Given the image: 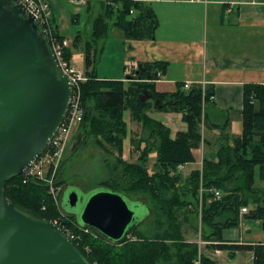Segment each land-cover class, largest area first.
<instances>
[{
  "label": "trees",
  "instance_id": "16d2710c",
  "mask_svg": "<svg viewBox=\"0 0 264 264\" xmlns=\"http://www.w3.org/2000/svg\"><path fill=\"white\" fill-rule=\"evenodd\" d=\"M99 6L100 14L85 45L87 81L82 84L85 116L76 137L85 143L95 137L101 146L116 150L118 157L102 186L122 196L144 195L156 211L153 224L147 225L149 234L139 227L122 245L112 243L94 229L89 228V233L80 231L77 227L83 226L73 215H67L65 222L77 226L80 243L74 241L75 246L93 264H194L199 255L201 264H219L201 252L198 243L185 238L184 218L188 212L199 213L201 199L200 235L205 248L212 253L228 252L231 258L236 252H252L251 264H264V244H230L224 236L226 230L240 226L241 211L249 205L255 208L246 216L261 221L264 230V187L259 185L264 182V85L244 86V108L240 112L242 134L226 138L217 149L216 161L205 160L202 169L184 176L179 167L195 162L193 150L199 149L203 142L201 124L208 125L204 105L215 96L214 87L192 85L186 90L185 84H178L176 92L160 93L156 81L161 78L159 72L165 74L167 68L162 63L140 64L128 76L131 79L128 82L100 79L93 66L99 47L111 31L122 30L127 40H153L159 20L154 10L141 1L100 0ZM53 23L51 33L59 36ZM81 38V34L76 36L74 48H79ZM71 57L67 49L66 59L70 61ZM151 109L182 114L187 130L173 138L168 126L147 115ZM127 111L132 121L142 124L144 131L139 139H132L138 149L145 145L137 162L123 158L124 142L129 135L125 122ZM153 152L156 162L150 170ZM212 188L223 197L216 199L209 191ZM5 195L8 201L49 221L61 216L47 185L38 179L25 181L24 175L16 177L6 183ZM143 204L149 205L152 212L151 204Z\"/></svg>",
  "mask_w": 264,
  "mask_h": 264
},
{
  "label": "crops",
  "instance_id": "0c3cea01",
  "mask_svg": "<svg viewBox=\"0 0 264 264\" xmlns=\"http://www.w3.org/2000/svg\"><path fill=\"white\" fill-rule=\"evenodd\" d=\"M65 1L72 6V12L68 13L63 3ZM99 1L50 0L52 23L54 22L58 35L70 42L68 48L72 54L70 63L84 75L85 63L83 67L81 64L85 59V45L89 39L85 40L81 32V19L83 17L86 20L85 26L89 20H92L93 24L100 14ZM136 1L148 4L157 15L159 26L155 38L144 41L127 40L123 31L119 29L121 33H115L114 37H111L113 39L107 40L109 36L106 44L104 43L110 48L109 51L114 47L121 49V45H125L128 48L125 50V59L126 62L131 60V71L134 73L142 63L165 64L167 67L165 74L160 72L161 78L156 81V90L160 93H174L178 84L214 87L215 96L204 105L203 114L207 116L208 125L206 126L204 122L201 124L203 142L199 149L193 150L195 162L179 167L182 173L190 166L196 167L192 168L190 173H183L184 176H189L192 171L202 169L205 160H217V149L227 137L235 138L242 134L240 112L244 108V86L264 85V0ZM79 34L82 35V43L79 48H74L73 41ZM126 69L128 70V67ZM124 74L125 71L116 78L100 75L99 78L130 81L129 75L125 77ZM147 115L168 126L173 138L178 132L187 130L182 114L149 110ZM131 121V113L127 111L125 122L129 128V135L124 142L123 158L128 162H137L145 145L139 149L131 147L132 139H139L144 131L141 123L132 121L140 126V132L137 138L131 137ZM151 159L149 169L153 170L156 152L152 153ZM258 172L257 168V182ZM259 185L264 187V182H260ZM200 202L202 206L201 199ZM247 209L250 212L253 207L249 205ZM245 215L246 213L241 211L238 228L224 232L226 240L230 241V244H264L262 222L255 219L246 220ZM258 226L263 234L252 237V231ZM232 230L236 232L232 233ZM188 242L197 243L192 240ZM239 253L244 252H236L234 255ZM247 253L251 254L249 263L251 264L253 253Z\"/></svg>",
  "mask_w": 264,
  "mask_h": 264
},
{
  "label": "water",
  "instance_id": "95a60500",
  "mask_svg": "<svg viewBox=\"0 0 264 264\" xmlns=\"http://www.w3.org/2000/svg\"><path fill=\"white\" fill-rule=\"evenodd\" d=\"M71 97L44 25L20 0H0V264H93L59 226L5 195L6 183L47 150ZM125 199L100 191L85 201L73 190L69 203L76 208L80 200L81 226L122 245L144 222Z\"/></svg>",
  "mask_w": 264,
  "mask_h": 264
},
{
  "label": "rangeland",
  "instance_id": "374dc122",
  "mask_svg": "<svg viewBox=\"0 0 264 264\" xmlns=\"http://www.w3.org/2000/svg\"><path fill=\"white\" fill-rule=\"evenodd\" d=\"M63 3L64 5H66L68 13L73 11V8L68 1H65ZM85 23L86 20L82 17L81 32L85 40L88 39L90 40L91 39L90 35L92 31V20H89L86 26ZM115 33H121V31L119 29H113L109 34L110 36L109 39L107 40L113 39L111 37H114L113 35ZM107 40L105 42H107ZM105 44L102 43V45L99 47V51L96 53V60L93 66L94 73H96L98 77L100 75V76H107L109 78L111 77L116 78L117 76H120L122 72L124 73V71H125L124 74L125 77L127 75H132V73L134 72L131 71L132 69V67L130 66L131 60L130 61L128 60V62H126L125 59V52L127 51L128 48H126L125 45L122 44L121 45L122 50L117 47H114L112 51H109L110 48L105 46ZM102 47H105L103 52H102ZM105 50L106 53H104ZM82 57H84V54H82ZM84 63H85V59H83V62L81 64L82 67ZM127 67L128 70L126 69ZM83 68L86 69V67ZM82 75L84 76V74ZM151 110L155 111V109H151ZM79 128L80 127H77L74 130V134L64 154L62 163L59 166L58 174L56 177V187L61 190L60 203H62L63 208L65 210V211L62 210V212H64V214L66 215H74V213L80 212L82 208V204H79L76 208H73L70 205L69 196L71 191L77 190L80 193V195L83 196L85 201L88 200V198L91 195L97 192L111 191L110 189L102 186V184L108 181L110 177L109 176L110 167L114 166V163L116 162V158L118 157L115 149L111 148L110 146H105V147L101 146L97 142L95 137H91L86 143L84 142V139L79 141L78 138L76 137L79 132ZM130 128H131V137L137 138L139 136L138 133L140 132V126L131 121ZM126 147H128V143L126 144ZM131 147L136 148V145L132 143ZM132 161H135V159H132ZM192 168L194 169L196 167L190 166L186 168L183 173H190V170ZM124 197L126 198L125 200L128 202L129 207L133 211H135L136 216H138L142 221L144 220V222L140 226V230H142L146 234H149V229L147 225L153 224L152 219L155 217V211H156L154 204L150 201L148 197L144 195H140V196L129 195ZM142 201L151 204L152 212H150L149 205L143 204ZM251 206L253 207V209L255 208L254 205ZM198 208H199V213L193 215V213L188 212L187 216L184 218V222L187 223L185 226V232H186L185 238L188 239L187 241H191V240L197 241V243L201 247V252L209 254L213 259L218 260L220 264H246V263L249 264L251 262L250 253L247 252L239 253L231 258L230 255L227 252H225L220 256L216 257L213 255L211 251H208L205 248V242L202 241L200 235L203 228V225L201 223V208H202L201 202H199ZM245 219L249 221L252 220L251 218H248L246 215H245ZM192 226H194L195 228ZM231 232L233 233L236 231L232 230ZM252 232H253L251 234L252 237L261 236L263 234L259 226L255 228ZM199 257L201 258L200 255ZM135 264H137V262Z\"/></svg>",
  "mask_w": 264,
  "mask_h": 264
},
{
  "label": "built area",
  "instance_id": "2783aa9c",
  "mask_svg": "<svg viewBox=\"0 0 264 264\" xmlns=\"http://www.w3.org/2000/svg\"><path fill=\"white\" fill-rule=\"evenodd\" d=\"M32 14L45 26L51 42L54 56L63 73L70 79L72 85V97L67 115L64 122L54 135L46 152L40 156L24 173V180L38 179L47 185L49 193L53 200L58 205L61 216L58 217L54 224L59 226L74 243L79 241V236L75 229H80L85 233H89V228L77 227L75 224L66 223L67 215L60 208V189L56 187V177L58 169L62 163L64 154L69 146L74 130L83 122L85 111L83 108V92L82 84L87 81V77L77 71L71 63L66 59V50L70 47V42L66 39H61L59 36L51 33L52 14L50 0H20ZM161 73L159 72V75ZM191 84H185V89H190ZM214 194L216 199H221L223 194L215 188L209 190ZM45 210V207L43 208ZM243 213H247L246 208L242 209ZM77 227V228H76ZM86 252H90L88 247H85ZM221 251H216L215 255H221ZM98 264V263H94ZM194 264H201L199 257L194 261Z\"/></svg>",
  "mask_w": 264,
  "mask_h": 264
},
{
  "label": "flooded vegetation",
  "instance_id": "af4514ba",
  "mask_svg": "<svg viewBox=\"0 0 264 264\" xmlns=\"http://www.w3.org/2000/svg\"><path fill=\"white\" fill-rule=\"evenodd\" d=\"M79 203H80V200L78 201V205H79Z\"/></svg>",
  "mask_w": 264,
  "mask_h": 264
}]
</instances>
